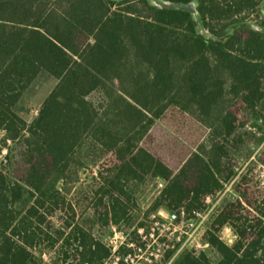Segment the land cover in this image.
<instances>
[{"label":"trees","instance_id":"1","mask_svg":"<svg viewBox=\"0 0 264 264\" xmlns=\"http://www.w3.org/2000/svg\"><path fill=\"white\" fill-rule=\"evenodd\" d=\"M166 1L196 2L216 35L239 27L224 42L207 39L192 13L153 0H0V133L18 156L12 173L0 171V264L108 258L60 188L84 166L78 150L88 139L115 158L95 195L106 226L134 206L142 212L138 193L158 179L146 214L200 208L236 178L234 151L261 145L233 183L239 197L224 199L203 234L218 260L187 249L172 264H264V191L248 177L264 165V125H247L251 116L264 122V32L242 16L264 14V0ZM43 71L57 84L28 123L16 106ZM96 92L100 104L90 100Z\"/></svg>","mask_w":264,"mask_h":264},{"label":"rangeland","instance_id":"2","mask_svg":"<svg viewBox=\"0 0 264 264\" xmlns=\"http://www.w3.org/2000/svg\"><path fill=\"white\" fill-rule=\"evenodd\" d=\"M244 15L247 16V21H255L260 24H263L264 22V14L259 8L251 12L249 16L246 13L242 14V16ZM56 84V78L43 71L24 93L21 99L22 103L17 108V111L26 119L28 123H31L32 120L37 116L42 103L54 89ZM104 98L105 95L103 92H96L90 96V100L95 104H100L104 101ZM246 118L247 117H245L244 119ZM247 125L249 128L254 129V125H264V122L259 118L251 116ZM4 135V132L0 133V160L2 159V157H5L4 154L3 156H1L3 150L8 147L10 160L5 165V167L3 166L2 168H4L5 171H9L10 173H12L13 163L18 158L16 146L12 141L5 142L3 140ZM261 147V145H257L253 141H250L247 142L241 150L234 151L233 157L236 158L234 164L237 171V176L232 182L228 183L222 191L218 192L215 195H210V205L213 204L223 194L224 196L222 203L225 198L234 200L239 197V194L233 187V183L247 173L251 161H257L256 159L259 155ZM78 154L84 162V166L80 168H72L70 176L60 183L61 190L76 210L77 222L81 224L85 229H87V231H89L94 237L102 241L109 249L110 247L108 245L110 243V240L120 243V241H124L125 238H134L137 234V229L141 227L142 224L144 225L146 223L141 212L135 206L129 213V216L118 224L110 223L108 226H106L102 225L99 221V211L103 209L97 208L96 206L95 195L96 190L98 189L100 184L99 176L105 168H108L115 163L114 156L111 153L105 151L93 139H88L86 143L78 150ZM248 177L249 179L253 180L252 186L254 188L256 187L257 189L264 191L263 164L258 162L252 168V171L249 173ZM156 195L157 185L155 181H152L148 186L142 188L138 193V202L141 208L145 210L147 207H149L155 199ZM205 204H207V202H205L204 200L203 207L205 206ZM163 208L166 210H171L165 207ZM220 208H218L211 216L209 221H207L206 226L202 231V235L196 237V239L190 242L191 248H189V250L195 252L206 251L213 261H217L219 255L205 242L203 234L213 223L214 217L216 216ZM53 222L57 227L61 225L59 216L54 217ZM220 235L221 238L229 245H232L236 240V238L234 237V232L230 227H223L220 230ZM187 249L188 248H186V250ZM37 252H41V249H37ZM44 254L45 256L43 257L45 258V260L50 261L51 253L45 251ZM177 256H175L169 264H172ZM77 263L78 261L74 262V264Z\"/></svg>","mask_w":264,"mask_h":264},{"label":"built area","instance_id":"3","mask_svg":"<svg viewBox=\"0 0 264 264\" xmlns=\"http://www.w3.org/2000/svg\"><path fill=\"white\" fill-rule=\"evenodd\" d=\"M3 154L5 157L0 160V171L4 170L2 167L10 160L8 147L1 156ZM156 185L159 191L164 182L158 179ZM223 196L224 194L211 205V196H207L204 207L190 212L184 207L178 210H166L162 207L150 214L142 210L146 223L137 229L134 238H125L120 243L110 240L108 246L111 254L102 264H169L175 256L186 248H191L192 240L202 235L207 221L220 208ZM234 237H237L235 232Z\"/></svg>","mask_w":264,"mask_h":264},{"label":"water","instance_id":"4","mask_svg":"<svg viewBox=\"0 0 264 264\" xmlns=\"http://www.w3.org/2000/svg\"><path fill=\"white\" fill-rule=\"evenodd\" d=\"M153 2L164 8H169V9H177V10H184L192 13L197 21L198 28L200 32L204 35L205 38L207 39H212L214 41H226L228 40L238 29V25L234 26L231 28L226 35L224 36H219L213 33L209 28L206 27L204 20L202 18V15L198 11V7L196 2H173V1H166V0H153ZM248 25L253 27L254 29L264 32V26H262L260 23H257L255 21H247L246 22Z\"/></svg>","mask_w":264,"mask_h":264},{"label":"crops","instance_id":"5","mask_svg":"<svg viewBox=\"0 0 264 264\" xmlns=\"http://www.w3.org/2000/svg\"><path fill=\"white\" fill-rule=\"evenodd\" d=\"M22 102H21V100H20V102L17 104V106H16V111H17V108L20 106V104H21ZM18 112V111H17Z\"/></svg>","mask_w":264,"mask_h":264}]
</instances>
